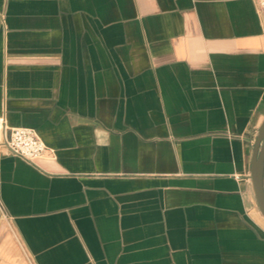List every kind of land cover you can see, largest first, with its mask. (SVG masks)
Instances as JSON below:
<instances>
[{"label": "crops", "instance_id": "crops-1", "mask_svg": "<svg viewBox=\"0 0 264 264\" xmlns=\"http://www.w3.org/2000/svg\"><path fill=\"white\" fill-rule=\"evenodd\" d=\"M263 120L255 0H0V264H264Z\"/></svg>", "mask_w": 264, "mask_h": 264}, {"label": "built area", "instance_id": "built-area-1", "mask_svg": "<svg viewBox=\"0 0 264 264\" xmlns=\"http://www.w3.org/2000/svg\"><path fill=\"white\" fill-rule=\"evenodd\" d=\"M255 1L264 24V0ZM8 143L16 153L32 162L41 157L47 148L37 130L26 125L11 127Z\"/></svg>", "mask_w": 264, "mask_h": 264}, {"label": "water", "instance_id": "water-1", "mask_svg": "<svg viewBox=\"0 0 264 264\" xmlns=\"http://www.w3.org/2000/svg\"><path fill=\"white\" fill-rule=\"evenodd\" d=\"M250 178L257 204L264 215V120L252 151Z\"/></svg>", "mask_w": 264, "mask_h": 264}]
</instances>
